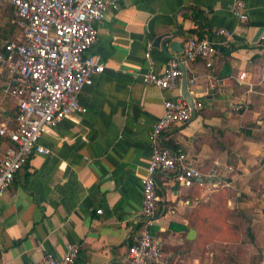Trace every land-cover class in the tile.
<instances>
[{"label":"crops","instance_id":"1","mask_svg":"<svg viewBox=\"0 0 264 264\" xmlns=\"http://www.w3.org/2000/svg\"><path fill=\"white\" fill-rule=\"evenodd\" d=\"M244 1V21L231 12L230 0H118L107 11L89 49L105 67L79 95L86 112L59 120L42 135L39 143L50 152L33 154L0 198V264H34L45 253L59 257L72 244L79 246L74 264H116L122 257L142 224L149 132L163 101L182 94V77L172 90L142 82L144 53L150 42L157 71L171 58L182 60V41L194 34L195 19L217 53L210 67L201 59L184 66L187 90L202 106L166 130L162 143L216 175L183 187L174 172H158L160 202L151 230L171 264H211L207 227L223 224L220 199L228 193L226 207L245 211L254 235L244 241L238 264H264V0ZM219 28L230 32V41L216 33ZM6 116L0 127L8 124ZM249 121L252 138H243Z\"/></svg>","mask_w":264,"mask_h":264},{"label":"built area","instance_id":"2","mask_svg":"<svg viewBox=\"0 0 264 264\" xmlns=\"http://www.w3.org/2000/svg\"><path fill=\"white\" fill-rule=\"evenodd\" d=\"M0 1L13 7L21 30L19 38L4 42V49L0 50L2 89L17 104L16 129L9 131L7 124L0 127V134L7 135L11 142L0 160L1 198L33 154L50 152L39 143L40 137L48 134L59 120L86 112L79 95L105 67L100 55L89 52L98 40L96 24L109 9L117 8L118 0ZM230 10L241 21L248 17L244 0H230ZM216 33L225 41L231 39L225 28L217 29ZM150 48L149 42L144 53L148 68L141 73V80L161 90L174 89L184 66L192 61L201 59L210 67L217 53L216 43L208 35L193 34L182 41V60L171 58L162 71H157ZM195 79H188V84L194 85ZM193 102L194 108L202 106L200 101ZM191 116L192 109L182 94L163 101V114L149 132L152 150L146 175L141 179L142 224L130 234L126 250L116 264H171L160 239L151 231L160 202L156 174L174 172V179L183 187L202 185L205 179L216 175L214 169L203 171L193 166L180 148L162 143L166 130L186 123ZM97 212L101 213V209ZM78 252L79 246L72 244L59 257L45 253L34 264H74Z\"/></svg>","mask_w":264,"mask_h":264},{"label":"trees","instance_id":"3","mask_svg":"<svg viewBox=\"0 0 264 264\" xmlns=\"http://www.w3.org/2000/svg\"><path fill=\"white\" fill-rule=\"evenodd\" d=\"M7 13L5 14L6 15V26L7 27H4L1 29L0 27V50H1V47H2V44L8 40H10V36L12 35V33L14 32V29L16 28L17 26V23L13 20L14 17H15V14H14V9L13 7L10 5V4H7L6 3V6L5 8ZM195 23H196V28L192 29V31L194 32V34H196L198 37H203L204 34H205V28H204V25L198 20V19H195ZM263 41V45H264V39L262 40ZM3 94V89H2V86H0V99L3 100L4 104H5V111H2L0 109V124L3 120V116L7 114L6 116V119H7V128L8 130H15L16 129V123L14 121V118H15V115L17 113V104H12L11 101L7 100L6 98H3L2 97V94ZM4 95V94H3ZM6 96V95H5ZM253 125V122L249 121L248 124L242 126L241 128V134H242V137L243 138H252L251 136V128ZM250 126V127H249ZM11 145V142L8 138L7 135H2L0 134V160L3 158L4 156V153H5V150L7 149V147H9ZM232 164V163H231ZM231 166V165H230ZM202 169L203 171H207L208 169L202 167L200 168ZM159 193V191H158ZM228 195V193H224L222 196H221V199L220 201L222 202V205H221V210H220V214H221V217H222V211L223 210H229L226 205H225V199H226V196ZM234 212L236 211V213L238 212L239 213V218H241L244 222L242 224L245 225L246 229V235H244V238H246V240L248 241L249 239H253L254 235H253V228L248 224V217H245V211L243 210H233ZM243 216V217H241ZM245 217V218H244ZM223 218V217H222ZM229 222V223H228ZM232 221H228L226 219L223 218V224L221 226H214L212 225L211 227L208 226L207 227V239H206V243L207 242H211L215 235L216 234H220L221 231H222V228L224 226H232L230 225ZM152 231V230H151ZM153 233V232H152ZM216 238V237H215ZM244 240V241H246ZM246 241V242H247ZM221 262L224 264H231L232 262L234 264H236L234 261H233V257L232 255L229 256V255H226V256H222L221 255Z\"/></svg>","mask_w":264,"mask_h":264},{"label":"rangeland","instance_id":"4","mask_svg":"<svg viewBox=\"0 0 264 264\" xmlns=\"http://www.w3.org/2000/svg\"><path fill=\"white\" fill-rule=\"evenodd\" d=\"M6 6L5 2L0 1V27L1 29L6 26V9H4ZM15 22L17 21L16 17L13 19ZM17 23V22H16ZM21 30L19 29L18 25L14 29V32L10 36L11 39H17L20 37ZM264 72V70H263ZM2 94V93H1ZM4 94V95H3ZM2 94L3 98H6L7 100L10 99L8 95H6L4 92ZM6 95V96H5ZM262 117V116H261ZM254 125V123H253ZM264 137V132H262ZM222 217L228 221H232L230 227L224 226L222 228L221 233L214 238L211 242H208V248L207 250L212 253V255H209V261L211 264H223L221 262V255L226 256L229 255L233 257V261L238 264L242 256V248L243 243L246 238H244V235H246V227L244 224H242L244 221L239 218V213L233 210H223L222 211ZM229 223V222H228ZM247 241V240H246ZM258 255L259 253H255L251 255L250 261H257L258 258H260ZM225 264V263H224Z\"/></svg>","mask_w":264,"mask_h":264},{"label":"water","instance_id":"5","mask_svg":"<svg viewBox=\"0 0 264 264\" xmlns=\"http://www.w3.org/2000/svg\"><path fill=\"white\" fill-rule=\"evenodd\" d=\"M168 34V33H167ZM163 35L158 36L155 38L154 40V45L158 46L160 44V41L162 39ZM4 49V45L2 46V50ZM182 69L184 70V68L182 67ZM181 93L183 95V97L186 99V101L188 102L189 106L191 107L192 111H194V102L192 99V96L190 95L189 91L187 90V80H186V74L185 71L182 75V89H181Z\"/></svg>","mask_w":264,"mask_h":264}]
</instances>
